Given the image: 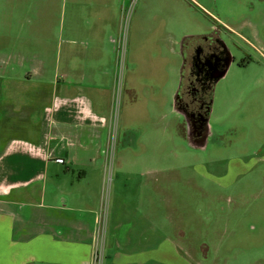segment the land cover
I'll return each instance as SVG.
<instances>
[{"label":"rangeland","instance_id":"obj_1","mask_svg":"<svg viewBox=\"0 0 264 264\" xmlns=\"http://www.w3.org/2000/svg\"><path fill=\"white\" fill-rule=\"evenodd\" d=\"M120 1L122 30L114 52L119 120L103 156L106 189L98 211L108 213L118 181L132 196L145 189L142 201L154 189L161 264H264V129H251L257 119L264 121V0ZM6 4L0 2V50L6 53L0 56L13 58L6 66H17L16 57L23 55L28 70L44 65L54 76L59 40L83 6L75 0ZM140 22L146 37L138 48L134 28ZM44 28L48 33L41 38ZM211 35L224 42L234 61L214 86L210 137L203 145L193 139L189 118L175 101L188 86L193 48ZM81 53L84 62L88 52ZM255 81L260 82L253 87ZM251 87L253 92H245ZM7 96L9 87L0 86V97ZM136 99L143 115L133 121L135 129H123V114ZM11 110L0 106L2 140L19 132L10 129ZM135 202L138 208L137 197Z\"/></svg>","mask_w":264,"mask_h":264},{"label":"crops","instance_id":"obj_2","mask_svg":"<svg viewBox=\"0 0 264 264\" xmlns=\"http://www.w3.org/2000/svg\"><path fill=\"white\" fill-rule=\"evenodd\" d=\"M6 1L7 6L15 0H0ZM75 1L84 10L74 16L66 33L61 32V59L54 76L44 65L41 71L28 70L23 55L15 56L18 64L11 68L6 59L13 58L0 56V86L9 87L0 106L12 108L10 129L19 131L6 140L0 136V264H93L98 210L106 189L103 156L119 120L114 52L122 12L120 0ZM47 33L42 29L41 38ZM141 36L146 37L140 22L134 28L138 48ZM82 51L89 56L84 62ZM253 87L245 92H253ZM130 92L135 96L134 88ZM234 95L227 97L228 108ZM136 102L123 114V129H135L133 121L143 115ZM263 122L257 119L251 129H264ZM209 137L208 127L204 145ZM151 190L142 201L145 189L132 196L118 181L109 199L102 264H161L163 244L154 220L159 193ZM136 197L138 208L133 207ZM174 240L164 242L174 246Z\"/></svg>","mask_w":264,"mask_h":264},{"label":"flooded vegetation","instance_id":"obj_3","mask_svg":"<svg viewBox=\"0 0 264 264\" xmlns=\"http://www.w3.org/2000/svg\"><path fill=\"white\" fill-rule=\"evenodd\" d=\"M201 39L205 41V45L198 44L191 52V75L181 99L184 112L187 114L192 128V137L204 145L208 136V119L212 100L211 106L206 105L202 102L203 94L211 85L215 86L223 73L227 72L234 59L224 42L215 35L205 36Z\"/></svg>","mask_w":264,"mask_h":264},{"label":"built area","instance_id":"obj_4","mask_svg":"<svg viewBox=\"0 0 264 264\" xmlns=\"http://www.w3.org/2000/svg\"><path fill=\"white\" fill-rule=\"evenodd\" d=\"M60 164H64L63 159L56 160ZM106 221H107V214L99 216L97 221V234L95 239V253H94V260L93 264H102L103 261V253H104V241H105V234H106Z\"/></svg>","mask_w":264,"mask_h":264},{"label":"trees","instance_id":"obj_5","mask_svg":"<svg viewBox=\"0 0 264 264\" xmlns=\"http://www.w3.org/2000/svg\"><path fill=\"white\" fill-rule=\"evenodd\" d=\"M225 73L226 72H224L223 75ZM185 89L180 90L178 92V96H177V107H179L183 111H184V108H183V105H182V99H181V97H182V94L185 93ZM213 91H214V84L211 85L209 88H207V90L203 94L204 98L202 99V102L205 103L208 106H211V100L213 98Z\"/></svg>","mask_w":264,"mask_h":264},{"label":"water","instance_id":"obj_6","mask_svg":"<svg viewBox=\"0 0 264 264\" xmlns=\"http://www.w3.org/2000/svg\"><path fill=\"white\" fill-rule=\"evenodd\" d=\"M224 75H225V74H224ZM224 75H222L221 77H223ZM221 77H220V78H221ZM220 78H219V79H220Z\"/></svg>","mask_w":264,"mask_h":264}]
</instances>
